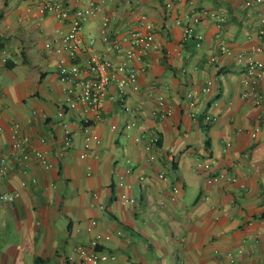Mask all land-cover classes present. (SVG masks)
Listing matches in <instances>:
<instances>
[{
  "label": "crops",
  "instance_id": "crops-1",
  "mask_svg": "<svg viewBox=\"0 0 264 264\" xmlns=\"http://www.w3.org/2000/svg\"><path fill=\"white\" fill-rule=\"evenodd\" d=\"M61 1L76 9L87 0ZM245 1L107 0L84 25L81 63L90 37L94 53L122 63L132 35L146 33L142 16L162 48L132 62L139 92L122 101L113 82L102 110L81 115V107L61 109L68 95L58 59L44 49L53 30L69 25L42 15L35 0H0V53H8L0 61V144L10 166L0 195L14 197L0 201V264H91L78 248L115 256L102 264H264V80L262 105L244 100L246 65L237 61L248 53L264 62V5L248 10ZM105 14L113 18L107 41ZM195 16L200 47L184 33ZM159 98L172 108L165 120ZM85 127L100 139L90 150ZM14 130L50 167L13 150ZM222 172L235 182L208 184Z\"/></svg>",
  "mask_w": 264,
  "mask_h": 264
},
{
  "label": "built area",
  "instance_id": "built-area-1",
  "mask_svg": "<svg viewBox=\"0 0 264 264\" xmlns=\"http://www.w3.org/2000/svg\"><path fill=\"white\" fill-rule=\"evenodd\" d=\"M107 0H87L85 4L79 8L72 9L65 6L61 0H35V5L42 15L51 14L56 20L65 25H69V31L53 30L44 42V49L54 54L58 59L60 83L67 93L65 104L61 109L78 110L81 107L80 114L87 115L88 112L94 111L99 113L107 98L109 86L115 83L122 101L128 97L129 93L139 92L140 86L138 82V70L132 65L134 60H140L148 51H161V44L155 39V26L147 21L146 16H142V26L146 30L145 34L136 33L132 35L131 47L125 52V60L120 64H114L110 60L94 53L95 38L90 37L87 45L88 51L91 53L89 60L83 64L79 59V52L83 45V28L84 25L103 14ZM264 5V0H246L244 8L253 10ZM168 7H171L169 4ZM214 16V15H213ZM224 18L218 17V22L223 23ZM113 22V18L108 15L102 16L101 30L105 41H107L106 31ZM200 23V17L195 16L191 23H187L184 27L185 37L189 40H196L197 47H200L203 36L195 32V25ZM261 23L264 25V18ZM264 35V30L261 32ZM220 45L224 54L231 55L232 52L226 47L225 42L221 41ZM120 46L116 45V49ZM259 51V49H257ZM8 53L3 51L0 53V61L6 63ZM215 61V59H213ZM239 63H245V71L242 77L244 90L242 98L252 102L255 106H261L263 103V95L258 89L259 82L264 80V62L255 59L248 53H241L237 56ZM207 86L203 92H209ZM194 106V103L191 104ZM63 111V110H62ZM35 115V113H34ZM157 115L161 120H165L172 115V108L167 104L164 98L157 100ZM212 122H216L215 118H211ZM116 129V127H113ZM18 131L14 130L13 150L24 154V157L34 153L45 165L48 164L47 156L40 152H35L33 148L28 146V140L22 142L18 138ZM84 148L91 149V143H100V139L93 134L89 127L83 128ZM255 135V134H254ZM66 145L72 143V134L67 129L65 131ZM152 141V140H151ZM85 154L81 157L85 158ZM198 167L205 171H211L212 167L209 162H199ZM10 166L8 163L6 152L0 144V181H2L9 173ZM235 182V179L224 172L208 179V184L214 185L219 181ZM127 201L126 198H124ZM12 195H0L1 202H12ZM101 239L97 237L92 242L93 247L98 246ZM82 258L91 264H102L109 260H114L115 256L103 251L88 253L82 248L76 251ZM233 262V256L228 255Z\"/></svg>",
  "mask_w": 264,
  "mask_h": 264
},
{
  "label": "rangeland",
  "instance_id": "rangeland-1",
  "mask_svg": "<svg viewBox=\"0 0 264 264\" xmlns=\"http://www.w3.org/2000/svg\"><path fill=\"white\" fill-rule=\"evenodd\" d=\"M95 19H93L92 21H94ZM89 23V22H88Z\"/></svg>",
  "mask_w": 264,
  "mask_h": 264
}]
</instances>
